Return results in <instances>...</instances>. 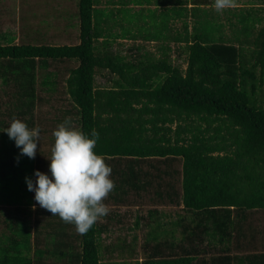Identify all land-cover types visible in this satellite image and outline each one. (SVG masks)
Listing matches in <instances>:
<instances>
[{"label":"trees","instance_id":"1","mask_svg":"<svg viewBox=\"0 0 264 264\" xmlns=\"http://www.w3.org/2000/svg\"><path fill=\"white\" fill-rule=\"evenodd\" d=\"M74 1L64 27L77 43L51 42L62 37L60 15L28 25L23 0L22 41L0 31V82L17 89L9 104L0 99V264H48L45 251L60 264H264V224L251 218L260 211L264 220V0H237L222 13L214 0ZM40 12L42 19L51 10ZM118 39L161 41V56L123 54L113 49ZM171 42L187 55L184 68L170 62ZM103 72L113 76L110 87L95 84ZM60 81L71 108L58 122L70 118L89 137L99 133L95 152L115 184L107 198L114 202L104 201L107 220L86 235L41 208L25 180L35 182L45 152L47 129L35 109L47 99L39 92L52 96ZM14 118L42 129L34 159L3 131ZM178 161L179 170L172 168ZM151 189L184 213L165 230L157 210H148L134 230L112 228L133 230L129 240L105 243L111 205H135L130 196L142 200ZM142 227L149 229L138 245Z\"/></svg>","mask_w":264,"mask_h":264},{"label":"clouds","instance_id":"2","mask_svg":"<svg viewBox=\"0 0 264 264\" xmlns=\"http://www.w3.org/2000/svg\"><path fill=\"white\" fill-rule=\"evenodd\" d=\"M236 6L237 0H214L217 13ZM3 131L15 141L21 155L35 158L37 142L40 141L39 127L30 129L25 122L14 118ZM52 135L54 144L47 158L51 178L35 170V187L33 181L26 177L27 188L34 191V200L41 208L58 216L64 223L74 225L78 234L86 235L109 213L104 201L115 188L110 178L112 168L103 155L95 152L99 139L95 130L89 137L74 127L70 118H66Z\"/></svg>","mask_w":264,"mask_h":264},{"label":"rangeland","instance_id":"3","mask_svg":"<svg viewBox=\"0 0 264 264\" xmlns=\"http://www.w3.org/2000/svg\"><path fill=\"white\" fill-rule=\"evenodd\" d=\"M64 0H39V5H40V10L41 11H46L49 9V7L55 5L58 8L62 9L64 8ZM31 2H35V0H31ZM26 3H23V8H25ZM240 5V3H239ZM214 7V5H213ZM17 9H19L18 14L15 13L17 11ZM20 0H0V31H4V30H8V31H12V32H18L19 35V39L23 38V33L20 29V23L16 22V19L20 20V17L24 16L23 12H20ZM51 13L44 16L42 19H40V24L41 23H50V22H54L56 21L55 16H56V11L51 9ZM14 12L15 14L11 15V13ZM20 12V14H19ZM22 14V15H21ZM31 20V21H30ZM29 22L31 24L34 25V27H37V23L38 21H34V19H29ZM179 25V22H178ZM43 27H41L40 25V29L41 31L45 30L46 27H44V25H42ZM74 32L78 31L77 28H73ZM112 29L117 30L118 26L115 25ZM52 30L49 31V34H52ZM62 34V32H61ZM42 37V35H40ZM22 37V38H21ZM44 38H52L50 35L47 34H43ZM64 40L62 41V43H69L71 41V39L66 38L65 36H63ZM57 38L54 39L53 42H56ZM73 41L75 42V38L73 39ZM61 43V42H60ZM161 41H143L141 39L136 40L134 43H132V41L130 40H125V39H118L115 43H113V49H117V50H121L123 52V54L128 53L130 55H132L133 57H135L136 59L140 58V57H154V56H161L159 48ZM54 44V43H53ZM139 45V46H136ZM179 44H173L172 42L170 43V46L172 47V50L166 52L167 55H169L170 57V62L174 65H178L181 68H184L186 66V54L185 53H181L179 52V50L177 49ZM133 47V49H131V51L127 50L128 48ZM135 47H138V49H136ZM140 47V48H139ZM181 53V54H179ZM129 55V56H130ZM153 55V56H152ZM52 67V66H50ZM49 67V69H50ZM60 68V67H59ZM60 72L64 73V77H65V71L64 68L62 67L60 69ZM41 75H43V72L41 73ZM113 77L112 74H107V73H102V74H97L96 78H95V84L103 86L104 84H111L110 78ZM40 79V77H39ZM40 88H43L44 86H39ZM57 89L55 91L54 94L49 95V93L45 90H40V94L47 99L45 102L40 103L39 106L36 107L35 111V115L36 118L39 117L40 121L39 123H37L38 126H40L41 124L43 125V129H47V131L44 134V140H42L41 142L44 141V144H42L41 148L46 152V153H50L51 151V142L49 140L48 135L51 134L52 131H50L49 129L51 128H56L57 127V123L58 120L57 118H62V113L61 110L65 109V108H71L70 104H69V100H68V95L65 92L66 87L64 82L60 81L56 86ZM2 101L5 102V98H2ZM2 109V108H1ZM42 132V129H41ZM179 168L181 167V162L178 161L176 162V164ZM144 169L146 170H150L153 171L154 169H151L149 167H147V165H145ZM153 189H151L150 191H152ZM143 203V202H142ZM169 205H162L163 208H165L167 211L166 213L171 212V217L168 218H163L162 221H167V220H174L176 221L179 218V215L175 214V209L177 210H181L179 208H176L175 206L170 207V209L168 208ZM141 210H136L135 207H120L119 211L121 212V214L123 216H125V222L133 221V217L135 214H139V215H143L145 216L147 214L146 212V208L144 207V205H141L140 207ZM179 214H183L180 212ZM262 214L260 213V211L258 212V214L256 215H252V217H256L252 223L256 226V227H260L264 224V220L261 217ZM143 224V221L141 222ZM1 228V227H0ZM148 227H142L138 232H137V236H138V245L145 239V237L147 236V231H148ZM178 230H180V228H177ZM133 232H129L126 233V231H122L121 233H112L110 234L106 239H105V243H115L116 238L117 237H126L127 240L130 239V237L132 236ZM103 236V235H102ZM115 254V253H114ZM116 259H121V257H117ZM139 260L141 258H138ZM118 261V260H117Z\"/></svg>","mask_w":264,"mask_h":264},{"label":"crops","instance_id":"4","mask_svg":"<svg viewBox=\"0 0 264 264\" xmlns=\"http://www.w3.org/2000/svg\"><path fill=\"white\" fill-rule=\"evenodd\" d=\"M23 1L26 3L24 10L28 11V13L31 14V19H34V21H38L39 22L40 19H41V18H38L39 15L41 14V12H40L41 11L40 10V6L38 7L39 0H35V2H31V0H23ZM20 2H21V0H20ZM63 3H64V8H62V9L58 8L55 5H53V6L50 7V8L56 9V11H60L61 12V14L56 13V15H60V19H58V21L62 25L64 31H63L62 37H57V40L56 41H60L62 43V41L64 40L63 36H65L68 39H71L72 38L71 41L68 44H70V43H77L78 42L77 36L75 34L69 35L68 32H67V30H66V28H65V27H67V24H70V21L72 20V17H71L72 14L70 12L75 8V6H74L75 1L74 0H64ZM137 7L138 6H134V8H137ZM18 11H19V9H17V11L15 13L18 14ZM15 13L12 12L11 15H13ZM16 22L17 23H20L19 19H16ZM29 24H30V22L28 23V25ZM64 25H65V27H64ZM68 29L71 30V29H73V27H70V25H69V28ZM4 31H6V30H4ZM66 32H67V35H66ZM7 33H10L11 35L15 36V41H14L15 43H20L22 41V39H19V35L20 34L18 32L17 33L16 32L14 33V32H12L10 30ZM74 38H75V42L73 41ZM2 41H3V39H2V37H0V43H2ZM108 85L110 87V84L109 83L108 84H104L101 87H105V86H108ZM4 90L7 91L6 94H5V91ZM16 91H17L16 84H11V85L8 84L7 86H5L3 84L1 85V82H0V99L5 98L6 104L7 103L9 104L10 99L15 98V97H11V96L16 95ZM57 124L59 125L60 122H58ZM102 124L105 126L104 123H102ZM106 127L108 128V125H106ZM50 144H51V147H52L53 144L52 143H50ZM50 153H51V151H50ZM50 153L48 154V153L44 152L43 154L40 155V160L38 159V162H40V164H39V166H40V172H42V173L46 172V173H49L50 174V171H49V163H50V161L47 159V158L50 157ZM136 168H138V167H136ZM163 168L166 169L165 167H163ZM172 168H174V169L176 168L177 170H179V167L177 165H175V164L172 165ZM165 180H170L169 179V176H167V178ZM33 186L35 187V182L33 183ZM28 192H29V190H28ZM112 194L114 196L116 195L115 192H112ZM31 195H32V197H34V195H35L34 191H31ZM130 198L136 199L138 201V202H136L135 205H128L130 207H135L136 210H141L140 209L141 205H144V207L146 208L145 209L146 212L148 210H151V209H156L157 210L156 216L161 219L160 224L163 226V228L165 230L168 229V228H171V225L174 222V220L170 219V220H167L165 222L162 221L163 218L171 217V212H170V214L169 213H166L167 210L165 208H163L162 205H169L168 206L169 209H170V207H173V206H175L176 208L181 209V210H177V209L174 210L175 211V214H177V215H181L179 213L180 212L182 213V211H183L182 204H180V205L171 204V203L168 202V199L167 198L163 202L159 198L157 199V197L154 195V192L153 191L150 192L149 194H147V197H145V199H142V200H140V199H138L136 197H132V196H130ZM107 201H108V203L114 202V200H111V199H108ZM176 202H177V200L175 201V203ZM139 203H141V204H139ZM121 206L122 207H128L126 204H123V203L122 204H116V206L111 205V207H110L111 209L112 208L115 209V212H116V215L113 217V214H112L110 216V218H112V219H109V221H108V223H109L108 224V227H109L108 232L110 234L111 233H121L122 231H125V230H118V229H116L114 232H112L113 231L112 228H115V227L116 228H122V227L129 226V227H132L133 230H134L135 220L139 216V214H135L134 215L132 222H130V221H128V222L126 221L125 222V219H126L125 216H123L121 214V212L119 211V208ZM183 213H184V211H183ZM119 218L122 220V222L117 221V220H119ZM106 220L107 219L102 218L100 221H103L104 222ZM155 223H158V222H155ZM69 225H71V224H69ZM151 225H152V222H151ZM71 229H73V228L71 227ZM133 230H129V231H126V232H130V231L131 232H134ZM45 231L46 230H44L43 232H45ZM102 235H105V232H103ZM40 249H45V247L42 245V246H40ZM44 254H45L44 261L47 262L48 264H60V263H62V261L61 262L60 261H57V260H55L54 257L49 256V254L46 251L44 252Z\"/></svg>","mask_w":264,"mask_h":264}]
</instances>
